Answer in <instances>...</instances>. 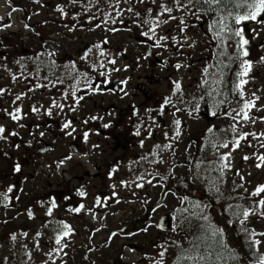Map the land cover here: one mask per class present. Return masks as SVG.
Returning <instances> with one entry per match:
<instances>
[{
    "label": "rangeland",
    "instance_id": "rangeland-1",
    "mask_svg": "<svg viewBox=\"0 0 264 264\" xmlns=\"http://www.w3.org/2000/svg\"><path fill=\"white\" fill-rule=\"evenodd\" d=\"M47 1L45 0L46 3ZM92 1H96L93 2L94 7L101 6L99 11L102 10V13L111 11L107 0H99V3L97 0ZM166 2L172 6V0ZM133 3L134 0H128V4L121 0L119 7L127 8ZM160 3L161 0H156L155 4H152L151 0H144L143 4H135L134 7L141 13V17L145 15L146 9L151 7V15L155 16L159 11ZM13 8L20 10L13 11ZM37 11H40V14H36ZM47 11L48 7L39 6L34 0H11V4L8 0H0V16L7 18V24H11L10 28L0 29V41L4 37L19 38L27 20L31 27H36L35 31H37L40 24L48 19ZM9 13H11L10 18ZM112 15L115 17L114 12ZM172 15L178 16L180 13L174 11ZM115 18L117 23L112 24L109 21L108 26L117 28L118 31H108L109 27L106 28L103 23L101 27L95 28L96 22L88 28L83 38L86 39L87 48L93 43L108 41L102 47L115 56L117 60L115 67L120 69V71H112L113 76L125 78L130 92L123 96L98 94L92 99L88 97L83 108L78 110L88 120L91 116L102 117L103 120L113 119L99 109L100 106L104 108L116 103L122 111L120 118L127 117L129 120L133 118L132 121L140 124V128L146 133L149 129L152 132L157 130L158 138H153L154 132H151V136H140V139L136 140L137 147L132 151V156L127 159L122 158L121 153L115 152L113 145L107 144L112 141L99 135L93 127H89L88 140L85 141L83 148L92 151V155L87 153L85 156L84 152H73L71 148L73 139L62 137L57 138L59 141L56 143V151L36 161L30 155L32 152L26 153L23 143L27 142L30 134L45 133L48 126L40 122L38 125L27 124L29 121L24 120L23 124L17 123V127H13L10 123L11 119L6 120L7 115L4 111L10 107V103L8 107L2 105L0 93V124L6 129L13 127L19 134L18 140L21 141V147L18 149L16 147L18 140L11 141L14 142L13 144L7 141L9 144H6V140L0 139V188L13 182L11 171L17 163L24 168L25 181L35 184L27 185V189L22 192L24 195L22 199L11 201L7 207L0 203V264H43L44 261L52 264L45 254L56 246L55 235L62 230L61 221L69 224L73 231L62 239V244H66L67 247L56 255L55 264L62 262L63 264H152L153 259H159L158 253L161 249L158 246L162 244L167 248L163 258L165 264H194L192 260L179 258L182 254H192L193 242L199 244L202 255L208 251L204 252L207 249L205 243L196 239L204 233L202 226L205 225L222 228L227 243L234 249L238 250L240 247L239 238L243 241L239 226L235 222L228 223L229 219L235 221V217L231 216V209L225 205L224 199L232 198L233 195H243L239 205L249 207L253 200L257 199L249 194L258 185L264 184V164L259 168L256 167L260 163L256 156L264 154V147L260 146L264 144V137L249 135L240 139L238 146L233 147L232 144V141L242 133L264 132V120L260 119L264 117V63L253 61L252 71L249 74L252 79L244 86L249 97L252 92L259 97L255 101L256 106L249 110L251 119L247 122L240 119L234 121L232 116L224 113L233 109L238 110L228 102V95H233L234 92L229 88L233 87L235 78H229L230 75L227 74L229 70H224V75L221 77L219 70L213 67L216 64L212 56L214 42L207 32L206 19L196 22L191 17L185 16L186 21L195 24V27L185 29V33H180L176 20L162 24L156 30L157 35L174 36L179 44L168 39L161 41L167 47H154L152 41L144 43L146 38L140 35L142 29L132 22L133 19L139 18L128 12L122 17ZM121 19L122 24L119 23ZM31 27L29 30L25 29L24 37L34 35L35 32ZM44 33L48 35L47 31ZM185 34L189 37L187 41L182 39ZM193 41L195 47H188L187 45ZM180 44L184 46L180 47ZM257 44L260 45V41ZM262 48L264 55V47ZM148 50L155 54L162 65L153 68L151 64L154 60L153 55L149 56ZM93 51L96 52L95 49ZM176 63H180L182 67L176 69L174 67ZM125 65L127 67H124ZM206 66L209 67L208 75L203 74ZM232 66L235 68V64ZM111 67L112 65L108 66L109 69ZM145 73L156 76V83L152 84V93L148 98L142 91L136 90L139 83L138 76H143ZM1 78L0 71V81ZM149 78L151 77L147 80H150ZM176 80L181 82L182 92L173 94L172 82ZM205 80L208 81L207 84L204 83ZM216 80H222L223 83H214ZM234 93L237 96V92ZM165 97H171L172 104L164 105L161 115L160 106ZM15 99L11 101L14 108L7 109L9 112L17 107ZM204 99L209 105L210 114H208L214 118L212 123L208 122L207 116L201 112ZM176 104L182 107V114H177ZM197 104H199L198 111L195 110ZM43 105L41 103L39 112H36L40 119L47 117ZM19 107L25 114L26 105ZM134 110H138L137 115H133ZM81 113H74L73 117H79ZM127 114L129 115L126 116ZM232 115H235L234 111ZM175 119L181 121L178 138L175 137L176 126L173 123ZM252 120H255V123H252ZM233 125L236 126L235 132L232 130ZM84 128L82 127L81 130ZM210 128L211 132L208 131ZM165 132L168 134L167 137L164 135ZM100 139L104 142L102 158L100 155L96 156L97 149L93 147L98 145ZM141 140L143 147L140 144ZM225 142L229 144L228 148L222 146ZM169 143L172 145L171 149L163 147ZM157 144L161 145L160 149L154 147ZM214 144L217 146L213 147ZM224 153H230L228 162L231 167L224 169L222 175L220 156ZM65 156H71V159L57 168L58 162ZM245 156L248 157L247 160L244 159ZM142 157L146 158L142 159ZM117 159L127 167H122L113 177L107 176L103 168L108 162L117 163ZM98 167L102 168L101 171ZM149 169L153 170L152 175ZM121 181L126 183L122 184ZM174 181H180L179 184H182L181 189L184 190L182 196L172 191L163 193L168 184ZM78 190H83L86 196L81 197ZM184 196H188V200H183ZM96 197L102 199L104 206H95ZM162 197L164 198L162 207L152 211ZM210 199H214L216 205H212ZM52 201H55L57 206L49 216L47 209ZM20 202H23V205ZM81 203L85 208L79 213L69 211L70 208L78 207ZM21 209L23 210L20 211ZM29 209L33 212L32 218L27 215ZM164 216L169 218V231H162L157 227L158 221ZM202 216H206L207 221L201 219ZM125 226L131 228L128 233L135 235L128 233L116 234L115 237L110 235ZM248 227L254 228L257 232H264V218L250 216ZM145 228L147 231H143ZM24 232L28 233L27 237L22 235ZM36 232H40L41 235L37 237ZM13 233L17 236L16 241L10 239ZM36 240L39 241V249L34 246ZM185 249L189 251L185 253ZM260 251L264 253V244L260 246ZM27 253H30V257ZM209 260H214V256Z\"/></svg>",
    "mask_w": 264,
    "mask_h": 264
},
{
    "label": "snow or ice",
    "instance_id": "snow-or-ice-1",
    "mask_svg": "<svg viewBox=\"0 0 264 264\" xmlns=\"http://www.w3.org/2000/svg\"><path fill=\"white\" fill-rule=\"evenodd\" d=\"M9 4H11V0H8ZM35 3L40 4L41 0H34ZM99 0H97V3ZM108 7L111 9L110 12H103L102 13V20L100 23L94 25L95 28L101 27V23L105 26L108 25L109 21L112 24L117 23V19L115 17H122L125 12L131 13L134 17L139 19H133V23L137 25V27L141 28L142 31L140 35L145 37L144 43L147 44L149 41L153 42L154 47H167L166 44H162L161 41H167L168 39H172L174 42L179 44V41H176V38L169 37V36H159L157 35L156 30L161 27L162 24H167L169 21L176 20L177 26L179 27L180 33H185V29L190 27H195V24H190L188 21L185 20V16L191 17L196 22L204 20L205 17L208 18L210 22H207V32L210 33V39L213 41H218L217 49H218V59L217 63L213 65V67L219 70L220 76L223 77L224 70L229 67L230 64H236L237 70L234 73L235 80L233 81L232 91L237 92L240 100L238 101L242 106L232 111L235 112V115H232V111L225 112V115L232 116L234 121L240 119L245 122L249 121L251 118L249 116V110L255 107V101L259 99L256 96L255 92L251 93V99H245V85L249 83V80L252 77L249 76L250 72L252 71L253 67V60L249 59V40L246 38L245 35V28L248 27L249 31L258 35L259 33L256 32L254 28L250 27V24L254 22L257 25L264 26V0H172V6H169L166 0H161V3L158 5L159 11L155 16H152V8L149 7L146 9L145 15L141 17V13L135 10V4H143L144 0H134L133 5L128 6L127 8H120L119 5L121 4V0H107ZM125 4H128V0H123ZM81 5L83 12L87 13L89 10L94 7L91 0H88L87 3H84V0H68L67 4H58L56 5V11H58L62 17H67L69 15L68 11H66V7L70 5ZM152 4L156 3V0H151ZM20 10L13 8V11ZM99 11V9H98ZM180 13L178 16L172 15L173 12ZM115 13V17H113L112 13ZM9 18L11 17V13L8 14ZM80 15L79 12L74 13L72 18L76 20L77 17ZM31 17H29L30 19ZM86 19L89 23L92 20L98 19V17L94 15L86 16ZM3 17H0V29L10 28L11 24H5L2 22ZM119 23H123V20H119ZM25 28H29L28 24L24 25ZM68 27V25H65ZM76 25H73L69 28V31H73ZM34 31V29H32ZM91 30V29H90ZM130 31V29H128ZM108 31L116 32L118 31L117 28L109 27ZM39 35V33H36ZM254 38V37H253ZM182 39L187 41L189 37L185 34L182 36ZM107 40L101 41V43L93 44L91 47L84 50L83 54L79 57V60L83 61V71L77 69L76 61H71L70 65L66 67H70L71 72L68 74L69 78L75 83L72 85V90L68 91L65 90L62 93V96L65 100L74 98L73 103L75 105H79V101L84 99L83 96L77 97L76 85L83 82L84 86L92 93H97L103 91L100 85L94 83L93 77L91 74L95 75L98 78H105L100 80V84H107L110 83L106 77L109 75L108 66L112 65L111 71H120L119 68L115 67L117 64V60L114 55L106 52L105 48L102 45L107 44ZM45 46L47 45V41L44 42ZM183 44H180V47H183ZM188 47L192 48L195 47V41L187 45ZM261 47H264L262 45ZM231 48L232 51L229 53L227 50ZM96 50V52L93 51ZM48 57V67L49 69H54L56 65V52L48 51L46 48L44 51L37 53L35 55V61L37 62L36 72L37 74L40 71V66L44 63L41 57ZM96 56V59H92V57ZM225 59L227 63H225ZM19 64L20 61H17ZM257 63H264V55L259 57ZM23 67V65H21ZM124 67H127L126 65ZM176 69H180L182 65L180 63H176L174 65ZM103 69V71H101ZM7 70V69H6ZM73 73L75 75H73ZM203 74H209V67L206 66L203 69ZM21 75H23L21 73ZM48 77L45 76L44 79ZM17 79L16 75H12V80L15 81ZM51 83H63L64 80L62 78H57L55 81H50ZM121 84H126L127 81H120ZM174 85L173 94H177L182 92V85L179 80L172 82ZM205 84L208 83L207 80L204 81ZM214 83L221 84L223 83L222 80H216ZM45 85H41L37 83L35 87H44ZM31 90V89H30ZM120 91H124L123 88ZM5 89L0 88V93H4ZM127 95V92H124ZM211 93H209L210 95ZM24 94H20L16 96V100H20ZM203 99V97H201ZM220 103H224V101H220ZM172 100L171 97H165L163 100V104L160 106V113L163 115V108L164 105H171ZM68 107L70 112H75L76 108L73 105H66L64 103H58L55 99L51 101V106L47 108L46 115L52 116L53 109L60 110L61 112L65 107ZM199 104L196 105L195 110L198 111ZM33 112H39V109L35 106L31 109ZM6 115L11 118L13 121H19L21 119V108L16 107L13 111L9 112L7 109L4 110ZM176 111H180V109H176ZM138 110H134L133 115H137ZM216 115V113H213ZM89 119L97 120L102 119V117L91 116ZM260 119L264 120V117ZM83 123L87 124L88 120L86 119ZM175 127V137L178 138L180 136V125L181 121L179 119H175L173 121ZM252 123H255V120H252ZM23 127V125H20ZM109 124H103L104 128H108ZM139 125H137L136 135H140ZM62 130L65 131V135L71 136L75 131V127L73 126L72 119L65 118L62 123ZM233 132L236 131V126H232ZM209 132L212 131L210 128ZM6 128L3 124H0V139L7 140L8 135L16 136L18 133L16 132H8L7 135ZM151 136V130L149 129L148 133ZM39 135L41 137L44 136V132H40ZM165 137H167V132H165ZM252 135L253 137H264V132L261 133H242L240 137L235 138L232 141L233 147L239 145L240 139H244L247 136ZM89 132L84 131L82 133V138L84 141L88 140ZM141 147H143V140L140 141ZM217 145H213L216 147ZM222 146L224 148H228L229 144L227 142L223 143ZM264 147V144L260 145ZM18 148L19 145H16ZM93 147H98L97 145H93ZM156 149H160L161 145L157 144L154 146ZM164 148L171 149V143L166 144L163 146ZM158 154V153H154ZM83 155H87L84 153ZM255 155V154H254ZM230 153H224L220 156L221 161V174L223 175L224 169H228L231 167L229 161ZM146 157H142L144 159ZM71 156H65L62 160H60L57 164V168L60 165L64 164L65 161L70 160ZM245 160L248 159L247 156L244 157ZM256 159L260 161L256 165L257 168L261 167L264 164V154H260L256 156ZM21 170V166L17 163L14 166V171L19 172ZM239 173L237 172V175ZM143 179V177H140ZM163 179V178H162ZM243 180V177H241ZM122 184L126 183L121 181ZM151 183V181H149ZM14 185H9L5 190L0 191V203H3L5 207L9 205L12 201ZM137 187H142V185H137ZM219 192V189H217ZM264 184L258 185L249 195L251 197H257V199L253 200L252 205L249 207H241L240 205H232L229 204L228 208L231 209V216L235 217V221L232 219L228 220V223L231 224L235 222L239 226L240 233L243 236L244 246L246 247L247 251L245 253H241L237 249L232 248L226 241L225 234L222 228L215 227L212 228L208 225L202 226L204 228V233L197 237L196 239L204 242L207 249L205 254L200 253V247L197 243H191V253L189 255L182 254L179 258L180 260H192L194 264H264V253L260 251V246L264 244V232H257L254 228L248 227V220L250 216H258L259 218H264ZM78 194L83 197L86 196V193L83 190H78ZM115 195V193H113ZM15 199H19V197H15ZM183 200H188V196L182 197ZM57 205L55 201H52L51 205L47 209V215H52V210ZM95 206H104L102 203V199L100 197H96L95 199ZM159 207V205H157ZM85 205L80 204L78 207L70 208L69 211L79 213L81 209H84ZM91 211V209H87ZM155 211V209H152ZM27 215L29 218L33 217V212L31 209L27 211ZM201 219L207 221L206 216H202ZM60 224L62 225V230L57 232L55 235V247H52L49 252L45 255L52 261V264H55V257L59 253L63 251L64 247H67L66 244H62V239L64 237L69 236V234L73 231L72 227L61 221ZM157 227H162L161 225H157ZM143 231H147V228L143 229ZM210 233V234H209ZM23 236L27 237L28 233H22ZM37 237L41 235L40 232H36L35 234ZM116 233H112V236H115ZM128 235H135V233H128ZM10 239L12 241H16L17 236L15 233L11 234ZM34 246L39 249V241H34ZM23 247H27V245H23ZM161 251H159L158 256L159 259H153L152 264H165L164 256L167 248L162 244L158 246ZM130 251L132 249H129ZM189 250L185 249L184 252L187 253ZM30 257V253H27ZM66 255V253H65ZM214 256V260L210 261L209 258ZM7 258L5 257V262ZM43 264H48V261H44ZM63 264V262H62Z\"/></svg>",
    "mask_w": 264,
    "mask_h": 264
},
{
    "label": "flooded vegetation",
    "instance_id": "flooded-vegetation-1",
    "mask_svg": "<svg viewBox=\"0 0 264 264\" xmlns=\"http://www.w3.org/2000/svg\"><path fill=\"white\" fill-rule=\"evenodd\" d=\"M88 0H84V3H87ZM93 2L96 1H92ZM68 0H48L47 3L45 0H41V3L39 6L42 7H48V19L41 23L38 27V30L35 31L36 27H31L30 22L27 20V24L31 29H34V35L32 36H26L24 37L25 29L29 30L30 28H25L21 30V35L19 38H11V37H4L3 40L0 41V62H1V88L5 89L4 93H1L2 95V105L5 104L6 107H8V103H10V107L13 109L14 105L11 103L13 98H16L17 95L24 94L21 99L14 100L16 102V106L19 107L20 105H26V113H20L21 119L17 121L10 120V123H12L13 127H17L18 124H23L24 120L29 121L27 124L34 123L36 125L40 123L45 124L48 126L47 131L44 133V136L41 137L39 133L37 134H30L28 140L26 143H23L24 147L26 148V153L32 152L30 155L33 157V159H36L38 161L41 157H46L51 152H54L57 150V141H59L60 138L71 137L73 139L71 143V148L73 152L76 153H90L92 155V151H86L88 148H83L86 144L85 141L82 138V133L84 131L90 132L89 127H93V129L103 137H107L109 141L107 144L113 145L114 151L121 153L122 158H130L132 156V151L135 149L136 140H139L140 136L144 137L148 135L145 131H143L139 127L140 135L137 136L135 133L137 131V125L140 126V124H136L132 121L133 118H120L121 115V109L118 108L119 105L116 103H112L107 107L100 106L99 111H104L106 116H111L113 119H97V120H88V123H83L86 118L82 115L81 111H79V108H83V104L85 103V100L89 98H93L94 95H102V96H123L124 92H127V94L130 92L126 84H121L120 81H127L125 78H121L119 76L115 77L113 76L114 73L111 71V68H108L109 75L106 77L110 81V83L107 84H100L101 79L105 78H98L95 75L91 74L93 77L94 83L100 85L102 87L103 91L92 93L90 92L81 82L80 84L76 85V91H77V97L83 96L84 99L79 101V105H75L73 103L74 98H69L67 100L64 99L62 96V93L65 90L71 91L72 85L75 83V81L71 80L69 78V73L71 72L70 67H66L70 65L71 61H76L77 63V69L80 71H83V64L84 62L79 60V57L83 54L84 50L87 49V43L86 39L83 37L86 35L88 28H90L93 23H100L102 20V10L98 12V9L101 8V6H95L92 7L89 12L85 13L83 12L81 5L78 3L77 5H68L66 7V11H68L69 15L67 17H62L61 14L56 11V5L58 4H67ZM99 3V2H98ZM22 8V12H23ZM79 12L80 15L77 17L76 20H73L72 16L74 13ZM101 12V13H100ZM40 14V11H37L36 14ZM88 15H94L98 17V19H94L91 21V23L88 22L86 19V16ZM26 16L27 13H26ZM207 22H210L207 17H205ZM3 23L7 24V18H3ZM96 23V24H97ZM65 25H68V27H65ZM73 25H76L75 29L73 31H69V28H71ZM101 25H103L101 23ZM109 26L107 25L106 28ZM251 28H254L256 32H258V35H255L252 31L248 30V27L245 28V35L246 38L249 40V59H252L253 61L257 62L259 60V57L263 54V48L261 47L264 44V26H260L252 22L250 24ZM47 31L48 35H46L44 32ZM36 33H39L37 35ZM85 34V35H84ZM15 37V36H14ZM48 37V38H47ZM254 37V38H253ZM47 41V45L45 46L44 42ZM260 41V45L257 44V42ZM214 42V49H212V56L213 61L217 63L218 59V49L217 44L218 41ZM94 44V43H93ZM45 48L48 51H55L56 52V67L54 69H49L48 67V57L44 56L41 57V59L44 61V63L40 66V71L37 74L36 72V66L37 62L35 61V55L37 53H40L45 50ZM229 53L232 51L231 48L227 50ZM94 60V58H92ZM96 59V58H95ZM153 59L155 65L153 68L155 69L157 66L162 65V62L156 58L155 54H153ZM17 61H20L18 64ZM212 61V60H211ZM212 61V62H213ZM211 62V63H212ZM225 63H227L225 59ZM158 64V65H157ZM23 65V67H21ZM7 69V70H6ZM235 69L237 70V66L235 64V68L232 66V64L229 65L227 70H229V73L227 71V74L230 75L229 78L234 79V73ZM103 71V69H101ZM21 73L23 75H21ZM12 75H16L17 79L15 81L12 80ZM73 75H75L73 73ZM148 73L143 74V76H138V86H136V90L142 91L144 96L148 98V96L152 93V84L156 83V76L155 75H149ZM47 76V79H44V77ZM62 78L64 80L63 83H51L50 81H55L57 78ZM148 77H151L150 80H147ZM39 83L41 85H45L44 87H35V85ZM123 88L124 91H120V89ZM31 89V90H30ZM232 90V86L230 88ZM229 99L228 102L231 104L232 107L240 108L242 105L238 102L240 100V97L235 95L233 92V95H228ZM245 99H251L245 91ZM55 99L58 103H64L66 105H73L76 108L75 112H70L68 110V107L66 106L63 111L53 109L52 116H48L46 118H39V114L36 112H33L31 109L33 106L36 108H39L41 103H43L44 108L47 109L51 106V101ZM205 101V99H204ZM7 102V103H5ZM81 103V104H80ZM105 103V102H103ZM106 104V103H105ZM180 104V103H178ZM177 105V104H176ZM6 108V109H8ZM176 109H180V111H177V114H182V107L180 105L176 106ZM23 111V110H22ZM74 113H81L79 117H73ZM65 115L67 118L72 119L73 126L75 127L76 131L71 135L67 136L65 135V131L62 130V123L65 118ZM127 114L126 116H128ZM7 119H11L9 116L5 117ZM208 122L212 123V120L214 121V118L212 116H208L206 119ZM109 124L110 126L108 128H104L103 124ZM210 124V123H209ZM6 129L5 135L8 134V132H16L14 128ZM82 127L84 130H81ZM152 132V131H151ZM154 139L158 138V132L157 130H154ZM152 132V133H153ZM17 133V132H16ZM58 134V135H57ZM19 134L16 136L8 135L7 141H16L18 140ZM21 137V134H20ZM57 138H59L57 140ZM14 143V142H12ZM103 140L100 139L97 142V146L95 149L96 156L100 155L102 158V154L104 151L102 148ZM17 145H19L18 149L21 147V141L18 140ZM49 148L48 150H45ZM112 150V149H111ZM99 153V154H98ZM117 153V154H118ZM113 156V155H111ZM117 158V156H116ZM119 159V158H118ZM117 159V163L115 162H108L107 166L103 168L104 172H106L107 176H112L116 173H118L122 167H127L123 165L122 163H119V160ZM104 165V164H103ZM129 167V166H128ZM98 169H102L99 168ZM101 171V170H100ZM24 175V168H21L19 172H14L11 176V180L13 182H10L9 185H14L13 193L11 194L13 196L12 201L16 200L15 197H19L22 199L23 191L27 189L29 185H32L33 182H27L25 181ZM9 185L0 188V191L5 190ZM28 185V186H27ZM35 185V184H33ZM1 187V185H0ZM34 197V194H33ZM19 200V199H18ZM21 205H23V202H20ZM21 209L20 211H22Z\"/></svg>",
    "mask_w": 264,
    "mask_h": 264
},
{
    "label": "trees",
    "instance_id": "trees-1",
    "mask_svg": "<svg viewBox=\"0 0 264 264\" xmlns=\"http://www.w3.org/2000/svg\"><path fill=\"white\" fill-rule=\"evenodd\" d=\"M151 175L153 174V170L152 169H149ZM181 181V180H180ZM174 182L175 184V187H174V191L178 193V195L182 196L183 194V191L181 188H182V184H179V182ZM182 193V194H181ZM243 195H233L232 198H228V199H224V202H225V205L228 206L229 204H232V205H239L240 202L243 200ZM234 201V202H233ZM237 233V232H236ZM243 237V236H242ZM243 239V238H242ZM239 241H240V247H239V251L243 253H245L247 251L246 247L244 246V242L239 238ZM210 251L209 249H205L204 252L206 251ZM202 251V249L200 248V252Z\"/></svg>",
    "mask_w": 264,
    "mask_h": 264
},
{
    "label": "water",
    "instance_id": "water-1",
    "mask_svg": "<svg viewBox=\"0 0 264 264\" xmlns=\"http://www.w3.org/2000/svg\"><path fill=\"white\" fill-rule=\"evenodd\" d=\"M148 54L150 55L151 53H148ZM203 112L205 114L209 113V108H208L207 102H205V104L203 106ZM168 221H169L168 220V217H166V216L162 217L161 220L158 221L159 222L158 225H161L162 226V227H159L160 229H162V231L169 229V222Z\"/></svg>",
    "mask_w": 264,
    "mask_h": 264
}]
</instances>
